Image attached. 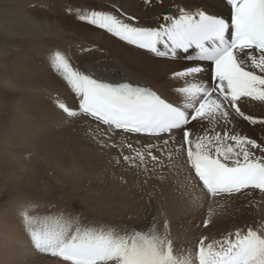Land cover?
Wrapping results in <instances>:
<instances>
[{"label": "snow or ice", "instance_id": "obj_1", "mask_svg": "<svg viewBox=\"0 0 264 264\" xmlns=\"http://www.w3.org/2000/svg\"><path fill=\"white\" fill-rule=\"evenodd\" d=\"M103 2L112 10L71 6L66 11L151 58L184 63L159 81L113 66L121 79L109 80L79 70L70 56L56 50L50 67L78 102L73 107L57 100L58 110L94 123L99 147L118 152L110 163L139 169L145 186L167 167L161 163L164 153L169 160L182 155L189 170L185 190L189 195L198 191L194 202L209 206L205 228L213 223L212 204L248 200L256 192L264 197V143L233 123L239 118L264 128V119L241 107L248 101L264 104V0H186L174 6L175 15L153 17L152 25L127 15L113 0ZM143 3L154 6L153 0ZM217 4L226 15L213 11ZM20 219L31 246L59 258L58 264H264V230L251 226L210 242L201 235L193 256L176 249L167 231L158 234L154 228L81 227L62 217L36 227L27 210H21Z\"/></svg>", "mask_w": 264, "mask_h": 264}, {"label": "bare ground", "instance_id": "obj_2", "mask_svg": "<svg viewBox=\"0 0 264 264\" xmlns=\"http://www.w3.org/2000/svg\"><path fill=\"white\" fill-rule=\"evenodd\" d=\"M113 2L117 6L119 0ZM178 2H186V0H178ZM126 3H129V0L125 2L121 1L123 6L121 10L127 15L138 17L144 25H152L154 23L153 17L159 14L175 15L174 6L181 4L171 3L169 0L164 1V6L161 7H158V3H155V0L153 2L154 6H146L142 0H130L129 5ZM102 7L103 11H108L107 5L104 4ZM213 11L227 14L225 9L218 4L214 6ZM19 12L20 15H23L29 27L34 26L36 28L35 26L40 21L45 25H56L58 27L56 30H64L66 33L64 31H59V33L55 31L58 36L55 38L61 39L62 42H64L63 40L74 38L72 37L73 35L67 34L70 32L68 31L69 28L72 31L79 29L76 27L77 24L68 20L61 19L49 22L50 20L46 15L35 14L34 11L24 6H22ZM32 32L29 31L28 33L25 31L24 33L22 31L23 35L33 37L34 35L40 36L42 34L39 32L38 34H34ZM76 33H80L81 36L73 41L75 44L81 42V45H79L81 48L87 42H90L91 45L97 46L95 51L98 55L101 50L106 57L90 62L89 56L91 53L87 52L86 55H88L89 63L80 65L79 70L105 79H121L120 72L115 74L112 72L113 66H116L127 71L130 76L159 81L168 69L178 68L180 64L184 63V61H180L178 64H169L165 61L151 58L143 54L141 50H136L131 46L125 45L123 42L117 41L99 29H94L93 31L85 29L82 32L76 30L74 36L78 35ZM40 44L43 47L46 44L47 46L51 45L49 41L43 42V40ZM67 49L65 53L67 55L76 53V50H70L68 45ZM56 50L58 49H54V51ZM50 51L49 48L48 54ZM15 53L14 55L11 54V56L6 55L5 58L0 60L7 62L6 66L2 64L0 67V77L3 80L6 78V80L11 81L9 86L4 80L5 85L3 86L8 88V90L0 91V98L3 101L11 100L10 103L0 106V130L2 131L0 135V172L4 176H6L5 172L12 173L14 184L17 185V190L14 192L16 195L13 194L14 196L7 202L8 206L6 207L9 210H13L11 206H14L15 199L26 197V193L38 192L39 187L36 189L32 188L35 184L34 181L27 176H23V172L21 171L22 166H20L22 165L20 164V160H25L26 153L31 152L32 154H28V157L47 155L49 157L47 160L50 162L52 160L57 168H60L63 172H74L76 170L90 172L99 192L98 198H100L93 204L98 206V210L96 209V211H99V214L107 213L109 216L114 214L118 216L116 218L112 217V219L114 218L113 220L105 217L104 220L101 219L103 223L90 221L87 218L88 216H81L78 218L79 220L77 219L74 222V224H79L81 227L107 228L113 225H133L137 229L144 231L153 230L154 228L158 234H163L167 231L173 239L176 249L185 248L187 249V253L193 256L195 243L201 235H206L210 242L213 239H219L227 233L235 231L238 227L246 229L251 226L257 231L264 230V197L258 192L253 193L248 200L241 197L236 201H221L219 205L212 204L211 208L215 213L211 217L213 223L205 228L203 220L209 218V206L208 204H204L201 207L194 202L197 199L198 191L189 195L185 190L184 178L189 175V170L182 155L178 154L175 160H169L167 153H164L161 163L166 164L167 167L156 171V174L149 179L146 186L142 183L144 176H138L139 169L128 167L123 162L119 166H113L110 161H115L112 154L117 151L114 149H104L109 151L111 155L102 152L99 144L93 139L99 136L96 125L83 117H67L55 106L57 100L70 104L73 107L78 103L74 101L73 94L67 88L66 83H63L61 79L50 71L44 73L42 70H37L33 65H29L27 61L21 59L19 55L16 56ZM48 54L46 52V55ZM83 55L85 54L83 53ZM36 86H38L39 91L36 90ZM35 91L40 93L37 95ZM17 101L19 102L17 103ZM243 106L241 105L242 110L246 113L247 108L245 109ZM16 114L19 116L15 120L16 125H14V123L11 124V121H13ZM22 117L24 118L23 120ZM18 120L21 121L17 122ZM239 122H241L239 118L233 122L236 128H238ZM16 128L17 130L22 129L21 131L18 130L19 134H16ZM247 129L249 128L247 127ZM19 138L25 142L22 149L25 153L24 157L21 156L22 158H19V155L23 154H21L22 151L11 150L12 145L15 143L14 141ZM89 158L107 160V166L102 167L108 174H100L99 178H97L93 169L88 167L83 168L85 160L88 159L89 161ZM148 167L150 169L154 168L150 160H148ZM109 186L112 188H109ZM101 196H105V199ZM149 196H151V201H149ZM101 198L102 200L107 199V202L103 204ZM199 199L203 201V197H199ZM249 201H251V204ZM28 206L30 207V205ZM74 218H66V220H70L71 222L75 220ZM165 218L168 223L167 229L164 227ZM179 219H182L180 223H178ZM120 220L121 222H116ZM4 236L7 235L4 234ZM12 239L16 240L14 250L12 248H7L8 250H4V247L0 248V264H58L59 258L37 252L31 246L29 239L25 238L23 234H16Z\"/></svg>", "mask_w": 264, "mask_h": 264}, {"label": "rangeland", "instance_id": "obj_3", "mask_svg": "<svg viewBox=\"0 0 264 264\" xmlns=\"http://www.w3.org/2000/svg\"><path fill=\"white\" fill-rule=\"evenodd\" d=\"M113 1H116V0H113ZM121 1L125 2L126 0H119V2L117 3L118 4L117 7H120V9L123 8ZM164 1L166 2L167 0H163L162 3H158V7L164 6L163 5ZM169 1L171 3H182V2H178V0H175V2H173V0H169ZM129 3H130V0H129ZM129 3H126V4L129 5ZM33 5H36V7H33ZM40 5H47V7H40ZM103 5H104L103 0H0V60L5 58L6 55L7 56H11V54L14 55V53L16 52L15 53L16 56L19 55V57L23 59L24 61H27L29 65H33L34 68L40 71L42 70L44 73L50 71L55 76H57L59 79H61V81L63 82L62 78H60L59 75L56 74L50 67V56L52 54V51H54V49H58L62 51L63 53H66V51L68 50L67 45L70 47V50L75 49L76 53H72L68 56L71 57V62L74 59L72 64L73 66L75 65L74 67H78V69L80 65L87 64L89 63V61L91 62L94 60H99L101 58H106L105 55L103 54V51H101L100 49H98L100 50L99 51L100 54L98 55L95 51V49H97V46H95L94 44L91 45L90 42H87L86 45L81 47V48H84V47L87 48L86 51H83V52L80 50L81 48L79 46L81 45L80 44L81 42L77 44L73 42L77 40L79 36H81L80 33H76L78 35L74 36V32L76 30L78 32H82L85 29L93 31L94 29L96 30V28L90 25H86L83 22L81 23L75 18L74 14H69L66 11V9L68 7L74 6L76 9H80L81 7H83L85 9L92 8L94 10L103 11L104 10L102 7ZM22 6L26 7L29 10L34 11L35 14H41L42 16L46 15L50 20L49 22H51L52 20H61V19L68 20L69 22L71 21L74 24H77L78 26L76 25V27H78L79 29L72 31L69 28L68 31L70 32H68L67 34L73 35L72 37L74 38L70 40H63L64 42H62L61 39L55 38V37H58L57 32L55 31H58L59 33V31L63 32L64 30H59V29L56 30V28H58L56 25H53V24L45 25L42 22L38 21V24L35 26L36 28H34V26L32 27H29V25L27 26L28 23L26 24V21L23 15H20V12H19ZM108 10H112V9L108 8ZM79 25L81 26V28ZM85 26L86 27L88 26V27L86 28ZM22 31H24V33L25 31L28 33L29 31L30 32L33 31L34 34L35 33L38 34L39 32V33H42L41 34L42 36L41 35L35 36L34 34H33L34 37L29 36V35H23ZM37 37H40V38H37ZM42 40L43 42L49 41L51 45L47 46L46 44L43 47L40 44ZM88 44L91 46H89ZM56 47H59V48H56ZM49 48L51 51L48 54ZM46 52L48 55H46ZM87 52L91 53V55L89 56V59H90L89 61H88V55H86ZM83 53L85 55H83ZM2 64L3 66H6L7 62H4V60H2L0 61V67L2 66ZM4 80L10 86L11 81L6 80V78H4ZM4 80L2 77H0V91L8 90V88L3 86L5 85L3 82ZM36 90L39 91L38 86H36ZM39 93L40 92L35 91V94L38 95ZM10 102H11L10 99L3 101V99L0 98V106L2 104H6ZM18 102L19 101H17V103ZM243 105L245 109L247 108L246 114L253 115L258 118L264 119V104H261L259 102L248 101ZM250 108L251 110H249ZM18 116L19 115L17 114L14 116V119L13 121H11V124L14 123V125H16L15 120ZM23 119L24 118L22 117V120ZM20 121L21 120H18L17 122H20ZM247 127L249 129H247ZM236 129L242 134L247 135L250 138L256 139L260 143H264V128H262L260 125L253 126V125L248 124L247 121H244L241 119V122L238 123V128ZM18 130L21 131L22 129H18ZM18 130L16 128L15 130L16 134H19ZM248 130L250 131L248 132ZM1 132L2 131L0 130V135H1ZM14 142L15 143L12 145L11 150L12 151H18V150L22 151L21 154L22 153L23 154L19 155V158L24 157L25 152L22 149L24 147L25 142H23L21 138L15 140ZM102 152L104 154L111 155L110 152L107 150H102ZM28 154L31 155L32 153L27 152L26 159L20 160V164H22L20 165L22 166L21 171L23 172V176H27L28 178L34 181L35 184L34 186H32V188L36 189L39 187L38 192L28 193V194L25 192L27 195L26 197L25 196L22 197L23 199L19 198L20 200L18 198L15 199L16 201L13 203V205L14 206L17 205L18 207L11 206L13 207L12 211L9 210L6 206H8L7 202L10 201V198L16 195L14 194V192L17 190V185L14 184L12 173L5 172L6 176H4L0 172V221H1L0 222V240H2L0 241V248L4 247V250H6L7 248L8 249L12 248V250H14L13 248H15L16 246L15 245L16 240L12 238H14L16 234L19 235L21 233L23 234L25 238L29 239L28 236L25 235L26 233L22 226V221L20 219L21 210H27L29 214L34 218V220L37 221L36 227L41 226L43 222L50 220L53 217H62L63 219H66V218L72 219L74 218V215H75V218H74L75 220L71 221L74 226L76 225L74 224V222L81 216L83 217L88 216L87 218L90 221L92 220L97 223H100V222L103 223L101 219L104 220L105 217L108 219L109 218L112 219V217L116 218L117 215L115 214L112 216H109L107 213L105 214L101 213L102 214L101 215L99 214L100 213L99 211H96V209L98 210V206L93 205V204H95L94 202L98 201V199L100 198H98L99 192L97 190V187L94 183V180L90 172L85 171V170H83V172H80V170H76L74 172H70V171L63 172L60 170V168H57V166L54 164L52 160L51 162L47 160V158H49L47 155L45 156L36 155V156L28 157L27 156ZM112 155H114L113 156L114 160L119 158L118 152H115ZM89 159H90L89 161L88 159L85 160V164L83 165V168L88 167L90 169H93L97 178H99L100 174H108L102 167V166H107L108 164L107 160H103L100 158L99 159L89 158ZM112 164L114 166V163ZM109 188H112V187L109 186ZM107 193L109 192L107 191ZM94 194H97V195H94ZM101 197H104L105 199V196H101ZM104 199L102 200L101 198L103 204L107 202V199L106 200ZM91 204L93 205V207ZM28 205H30V207ZM181 221L182 219H179L178 223H180ZM116 222H121V220L116 221ZM1 230H2V233H1ZM14 231H15V234H14ZM4 234L7 236H4ZM13 235L14 237H12ZM12 243L14 244V246Z\"/></svg>", "mask_w": 264, "mask_h": 264}]
</instances>
